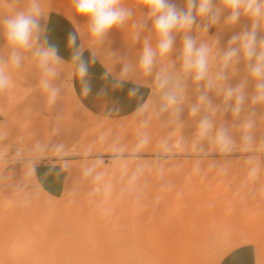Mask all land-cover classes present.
I'll list each match as a JSON object with an SVG mask.
<instances>
[{
    "label": "rangeland",
    "instance_id": "374dc122",
    "mask_svg": "<svg viewBox=\"0 0 264 264\" xmlns=\"http://www.w3.org/2000/svg\"><path fill=\"white\" fill-rule=\"evenodd\" d=\"M38 2L43 33L50 20L56 28L63 22L69 26L81 48L108 37L130 40L143 53L146 47L153 50L154 75L184 66V41L191 36L198 47L209 49L206 76L214 85L227 67L220 42L226 51L238 48L246 72L231 66L228 77L245 78L242 96L247 110L232 115L231 141L221 148L218 133L210 127L181 143L205 147L215 143L216 150L253 158L243 177L229 184L198 187L192 182H168L156 170L161 166L158 160L132 155L145 149L176 150L175 134L166 144L160 142L161 131L150 123L148 110L113 121L83 110L63 77L62 64L55 62V75H49L47 64L33 58L32 42L29 48L19 47L25 62L17 66L12 61L14 50L2 40L0 67L10 78V87L0 91L6 104L0 123V264H176V251L184 243L197 255V264H214L246 243L256 248L257 264H264V98L256 87L261 81L249 70L255 59L247 58L242 41L231 42L233 36L253 30L254 23L257 40L264 39V18L256 20L241 10L239 20L232 22L224 0H214L219 9L215 22L196 13L204 31L179 28L171 33L176 44L166 54H178L179 59L173 60L170 55L160 57L159 47L146 43L155 33L145 0H119L118 6L130 15L100 38L91 34L90 18L76 11L73 0ZM30 3L0 0L2 39L7 37L3 20ZM256 50L264 47L258 45ZM145 132V140L138 143L136 138ZM109 151L118 157H109Z\"/></svg>",
    "mask_w": 264,
    "mask_h": 264
},
{
    "label": "crops",
    "instance_id": "0c3cea01",
    "mask_svg": "<svg viewBox=\"0 0 264 264\" xmlns=\"http://www.w3.org/2000/svg\"><path fill=\"white\" fill-rule=\"evenodd\" d=\"M170 2L178 10H188V0H170ZM145 6L155 33L145 41L148 46L159 47L162 38L155 29V16L150 14L151 9L146 3ZM188 28L202 31L206 29L204 25H198L197 21ZM178 29H173L172 32ZM149 30L153 31V29ZM45 31L43 33L39 30L33 35L31 43L34 42L36 45L33 58L41 62L36 52L50 46L55 47L60 58L58 63L62 64L64 69L63 77H67L70 90L80 108L112 121L125 119L134 112L146 109L150 113V123L161 131V143L166 144L171 134H175L178 144L173 152L145 149L132 153L135 159L158 160L157 164L161 166L156 170L165 174L166 181L172 183L192 182L198 187L200 184L218 187L243 177L246 165L253 155L227 149L216 150L215 143L206 146L211 148L209 150L205 149V146L196 145L195 142L189 146L181 143L185 138L197 136L202 131L201 122L205 119L211 124L213 132L219 134L221 129L226 130L229 142L231 141V117L246 112L247 103L245 98L240 103L237 102L238 96L243 94L245 78L236 77L232 81L228 75L231 73V66L237 72L243 73V70L246 72L243 56L233 57L226 62L224 59L226 49L220 42L221 59L227 67L217 77L218 86L212 83L209 86L210 80L207 76L197 80L195 70L186 69L185 66L169 68L155 76L152 65L148 69L142 65L143 52L130 40L108 37L94 41L85 49H81L79 39L76 38L75 46L70 43V27L64 22L62 27L56 28L54 21L51 23L48 20ZM158 38H160L159 42H151ZM2 40L3 45L14 50L19 57V64H24L19 47L13 46L7 37L2 39V36L0 47ZM173 43L176 44L175 41ZM77 54L87 65V73L83 77L78 72L80 61L74 59ZM159 54L166 59L167 55L173 60L178 57V54L172 53ZM55 62L49 61L47 69L54 68ZM154 76L157 79L153 78ZM230 87L235 90L232 95H228L227 90ZM169 95L176 98L175 103L169 102L167 99ZM5 111L6 104L0 94V123ZM146 136L145 132L139 135L136 141L138 143L144 141ZM220 146L225 148L223 145ZM107 155L113 159L118 157V153L114 151H109ZM132 167L138 168L139 164H132ZM218 264H257L256 248L249 243L236 246L226 252Z\"/></svg>",
    "mask_w": 264,
    "mask_h": 264
},
{
    "label": "clouds",
    "instance_id": "9594fccd",
    "mask_svg": "<svg viewBox=\"0 0 264 264\" xmlns=\"http://www.w3.org/2000/svg\"><path fill=\"white\" fill-rule=\"evenodd\" d=\"M148 7L151 9V15L155 16V29L161 36L159 51L161 54L167 53L173 45V37L171 35L173 29L188 28L196 23L198 13L201 16H209L213 22L219 17V9H215L214 0H188V10H178L170 0H145ZM225 6L231 9L229 20L236 22L241 16V10L256 20L264 18V0H224ZM76 11L90 18V31L94 37L100 38L112 27L122 24L130 15L125 9L119 7V0H73ZM42 15V9L38 0H31L30 5L26 10L15 12V14L6 17L3 20V25L6 31L8 40L17 47L29 48L33 35L40 30L39 17ZM257 25L253 24V30L244 31L238 36H233L231 42L242 41V47L247 58L251 61L255 59V63L249 64L251 74L258 78L261 82L256 85L261 97L264 98V51L257 52V46L264 47V39L257 40L255 31ZM70 43L76 45V36H70ZM186 69H194L196 79L200 80L206 76L207 60L209 49L205 45H196V42L191 36H187L184 41ZM238 48H229L224 53L225 61H230L233 57L238 56ZM36 55L40 57L42 64H47L49 61H59L57 50L55 47H48L43 50H38ZM155 53L151 48L144 49L141 58L142 65L148 69L151 67ZM74 59L79 60L78 72L81 77L87 73V65L77 54ZM12 61L19 66V57L13 53ZM48 74L55 75L52 69H48ZM163 86V85H162ZM211 86V82H209ZM10 87V78L5 74L0 67V91H4ZM45 87H48L45 84ZM87 88L85 91L87 92ZM228 95H232L235 91L231 87L228 88ZM56 90H52V98L54 99ZM170 103H175L174 96H167ZM243 96H238L237 102L240 103ZM195 112V109H193ZM211 124L205 119L201 122V129L207 130ZM218 139L224 147L228 146L229 137L226 130L221 129L218 134Z\"/></svg>",
    "mask_w": 264,
    "mask_h": 264
},
{
    "label": "bare ground",
    "instance_id": "6f19581e",
    "mask_svg": "<svg viewBox=\"0 0 264 264\" xmlns=\"http://www.w3.org/2000/svg\"><path fill=\"white\" fill-rule=\"evenodd\" d=\"M83 35V33L81 34V36ZM88 42H86L85 44H83L82 48L81 49H85L87 46H88ZM213 44V43H212ZM258 51V50H257ZM214 53V52H213ZM25 56V55H24ZM23 56V57H24ZM217 56V55H216ZM214 57V55H213ZM37 58V57H36ZM26 59V58H25ZM175 59V58H174ZM179 59V58H178ZM215 59V58H214ZM171 61V60H169ZM217 62V61H216ZM170 63V62H169ZM175 63V62H173ZM30 64V63H29ZM158 64V63H157ZM176 64V63H175ZM129 70V69H128ZM166 71V70H165ZM210 72V71H208ZM162 73V72H161ZM212 73V72H211ZM210 73V74H211ZM156 76V75H155ZM153 77V78H156V77ZM212 77V76H211ZM214 77H217V76H214ZM213 77V78H214ZM211 79V80H214L212 82H215V79ZM157 79V78H156ZM217 80V79H216ZM143 81V80H142ZM154 81V80H153ZM216 85V82L215 84ZM13 139V138H12ZM174 140L171 141V143H173ZM9 145V143H8ZM8 149V148H7ZM20 149V147H19ZM119 149V148H118ZM22 151V150H21ZM87 151V150H86ZM23 152V151H22ZM166 220V219H165ZM171 220V219H170ZM114 225V224H113ZM112 225V226H113ZM106 226V225H105ZM116 226V225H115ZM114 227V226H113ZM110 229V228H108ZM253 238L251 237V239L249 240V242H252ZM196 251V250H195ZM176 255H178V261L176 262V264H197L199 259H197V255H195V252L192 251V249L189 248V246L184 243L182 244L181 246L178 247L177 251H176ZM216 260V259H215ZM219 260L217 259L214 264H218Z\"/></svg>",
    "mask_w": 264,
    "mask_h": 264
},
{
    "label": "built area",
    "instance_id": "2783aa9c",
    "mask_svg": "<svg viewBox=\"0 0 264 264\" xmlns=\"http://www.w3.org/2000/svg\"><path fill=\"white\" fill-rule=\"evenodd\" d=\"M16 155H19V152H16Z\"/></svg>",
    "mask_w": 264,
    "mask_h": 264
}]
</instances>
